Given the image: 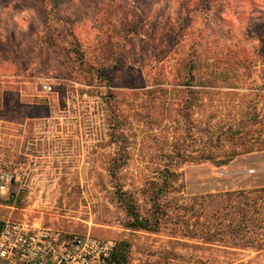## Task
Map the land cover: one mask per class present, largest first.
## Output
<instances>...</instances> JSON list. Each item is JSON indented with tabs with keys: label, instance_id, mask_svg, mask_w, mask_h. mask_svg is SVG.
Listing matches in <instances>:
<instances>
[{
	"label": "rangeland",
	"instance_id": "obj_1",
	"mask_svg": "<svg viewBox=\"0 0 264 264\" xmlns=\"http://www.w3.org/2000/svg\"><path fill=\"white\" fill-rule=\"evenodd\" d=\"M263 3L0 0V223L124 241L126 264H209L207 250L182 235L176 205L264 186V150L223 166L180 164L153 232L128 226L116 189L127 190L141 214L149 210L169 128L187 124L178 109L188 88L179 83L191 51L204 84L195 86L203 101L192 118L236 125L255 115L264 131ZM155 82L173 90L169 99L149 92ZM117 156L125 163L112 176ZM233 257L264 264V251Z\"/></svg>",
	"mask_w": 264,
	"mask_h": 264
},
{
	"label": "trees",
	"instance_id": "obj_2",
	"mask_svg": "<svg viewBox=\"0 0 264 264\" xmlns=\"http://www.w3.org/2000/svg\"><path fill=\"white\" fill-rule=\"evenodd\" d=\"M193 56L194 51L188 53L186 62L183 63L186 80L179 83L188 88L184 107L178 109V113L187 124L183 131L176 126L169 128L172 130V140L165 141L164 147L160 149L166 162L160 169L158 168L162 176L161 181L158 184L157 181L151 182L149 210L141 214L137 210L135 199L127 190L122 191L117 184V197L130 218L128 226L132 229L152 232L158 229L161 220L167 215L166 196L178 176L175 169L180 164L187 161L197 163L210 161L217 166H223L237 155L264 150V131L255 126L259 122L255 115L251 117L254 119L252 124L244 121L236 125L192 118L195 110L200 108L198 106L203 101L204 90L195 87L204 84L201 78L196 76L194 69L197 59ZM158 84L155 82L149 92H162L169 99L173 90ZM116 128L115 137L120 149L124 151L128 141L123 137L125 133L120 130V123ZM124 163L125 159L120 156L113 158L110 166L111 175L114 176L116 170ZM199 198L200 200L195 198L190 203L178 202L176 205L177 216L180 219L178 222L185 228L182 235L195 241L194 248L207 250L206 260L209 264H254L251 260L243 261L233 256L240 250H253L258 253L264 251V186L250 190H229ZM3 224L0 223V230ZM179 229L182 231L183 227ZM128 250L127 242L117 243L112 254L113 264H126Z\"/></svg>",
	"mask_w": 264,
	"mask_h": 264
},
{
	"label": "built area",
	"instance_id": "obj_3",
	"mask_svg": "<svg viewBox=\"0 0 264 264\" xmlns=\"http://www.w3.org/2000/svg\"><path fill=\"white\" fill-rule=\"evenodd\" d=\"M113 239L6 220L0 261L6 264H113Z\"/></svg>",
	"mask_w": 264,
	"mask_h": 264
}]
</instances>
